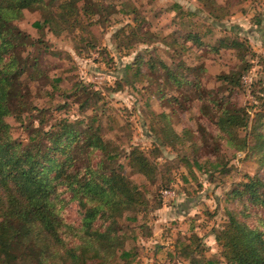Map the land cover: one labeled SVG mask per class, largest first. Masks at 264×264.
<instances>
[{"label":"rangeland","instance_id":"1","mask_svg":"<svg viewBox=\"0 0 264 264\" xmlns=\"http://www.w3.org/2000/svg\"><path fill=\"white\" fill-rule=\"evenodd\" d=\"M214 2L79 0L94 11L81 17L86 28L59 35L34 26L38 10L25 9L14 21L29 37L14 53L28 65L36 56L39 67L32 74L28 68L20 78L18 96L5 118L11 136L26 144L32 129H47L60 119L80 132L88 125L97 127L107 152L74 145L76 168L82 174L88 163L94 166L105 153L114 155L112 165H121L126 179L148 201L117 219L115 228L131 257L105 262L82 246V208L62 186L64 227L55 264H200L207 259L226 264L215 231L229 212L264 231V206L246 195H230L240 183L264 177L252 132L264 131V0ZM193 31L198 40L189 37ZM37 38L47 49L30 45ZM222 38L245 46L218 47ZM150 60L158 64L155 72ZM162 64L181 83H168ZM232 74L240 75L239 85L222 80ZM226 108L239 109L246 128L231 135L219 129L217 116ZM166 123L175 138L164 137ZM245 135L247 147L239 148ZM132 147L156 163L154 181L128 164ZM94 225L103 231L107 221L100 217ZM21 252L23 258L33 257Z\"/></svg>","mask_w":264,"mask_h":264},{"label":"trees","instance_id":"2","mask_svg":"<svg viewBox=\"0 0 264 264\" xmlns=\"http://www.w3.org/2000/svg\"><path fill=\"white\" fill-rule=\"evenodd\" d=\"M56 1L0 0V257L4 264H55L59 234L64 227L58 192L62 186L82 208L79 227L85 234L82 246L92 251L94 256L103 257L105 262L131 257V252L123 247L122 235L115 228L117 219L125 210L145 207L148 202L143 192L126 179L121 165H112L116 158L114 155L105 153L104 160L94 166L88 163L82 174L76 168L71 151L74 145L83 144L90 151L99 149L107 152L97 127L88 125L80 132L75 124L60 119L47 129H32L26 144L10 134V125L5 118L12 111V99L18 96L20 78L28 68L32 74L39 67L36 56L28 65L26 58L14 53V48L29 38L14 21L25 9L38 10L40 19L33 23L34 26L40 31L47 28L52 34L59 35L64 31L73 32L76 27L86 28L81 17L94 12L88 4L79 5V0ZM208 2L215 4L214 0ZM188 35L198 40L196 31ZM30 45L48 47L41 38L32 39ZM221 45L241 48L245 42L222 38L218 40V47ZM149 63L155 72L158 64L151 60ZM162 68L168 83H181L175 71L163 64ZM240 78L239 74L222 76V80H229L232 85H239ZM216 123L219 129L230 135L237 128L247 126V120L239 109H222ZM161 132L166 138L176 137L167 123ZM252 132L254 148L259 151L258 160L264 165V131L254 128ZM246 141L247 135L241 137L239 148L247 147ZM127 160L134 171L150 181L155 180L157 165L142 150L132 147ZM230 195L234 198L246 195L252 203L264 206V177L240 183ZM100 217L107 221L103 231L94 225ZM215 240L226 264H264V231L249 226L232 212L215 231ZM21 251L31 252L33 257L23 258ZM69 254L68 257L74 261L76 256ZM200 264L217 262L207 259Z\"/></svg>","mask_w":264,"mask_h":264}]
</instances>
